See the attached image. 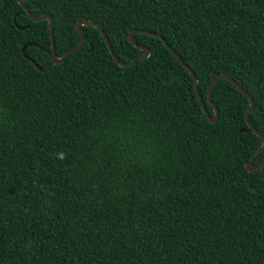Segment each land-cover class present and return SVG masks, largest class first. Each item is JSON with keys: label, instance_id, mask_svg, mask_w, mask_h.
Masks as SVG:
<instances>
[{"label": "trees", "instance_id": "obj_1", "mask_svg": "<svg viewBox=\"0 0 264 264\" xmlns=\"http://www.w3.org/2000/svg\"><path fill=\"white\" fill-rule=\"evenodd\" d=\"M0 0V264H264V0ZM26 47L22 50V46ZM44 68L40 70L33 63ZM63 159H60V154ZM264 150L254 158L257 165Z\"/></svg>", "mask_w": 264, "mask_h": 264}, {"label": "water", "instance_id": "obj_2", "mask_svg": "<svg viewBox=\"0 0 264 264\" xmlns=\"http://www.w3.org/2000/svg\"><path fill=\"white\" fill-rule=\"evenodd\" d=\"M19 4L27 11V13L30 15L31 19L34 20V21H40V20H44V19H47L48 20V25H49V31H50V39H51V50H52V60L54 63H61L63 62V60L67 57V55L71 52H74L75 50H78L80 49L84 44H85V35L83 33V30L81 28L82 25H92V26H95L101 33V35L104 37V40L106 42V45L109 49V52L111 54V56L114 58V60L120 65V66H124V67H128V66H131L133 65L138 59H143V58H146L149 56L150 54V50L147 46L145 45H141L139 43L136 42L135 38H134V33L136 32V30H132L130 31V33L128 34V39L129 41L133 42L139 49L142 50V53L140 55H138L137 57L131 59L130 61H122L119 59V57H117V55L114 53L113 49H112V46H111V42L109 40V37L107 36V34L105 33V31L100 27L98 26L96 23L94 22H91L87 19H82L80 21H78L76 23V29L81 37V40H80V43L70 49H68L67 51H65L63 53V55L61 56H57V53H56V48H55V40H54V34H53V17L47 13H44V14H41L39 16H33L31 15L30 13V10H29V7L24 3L23 0H18ZM150 35H153V36H157L159 37L160 39H162V41L164 42L165 46L169 49V51L172 52V54L183 64V66L189 70L190 74L192 75L193 77V86H194V90H195V93L201 103V108H202V111L204 113V115L207 117V119L209 121H216L218 119V108L216 107V105L213 103V101L211 100V90L214 86V84L219 80V79H227L229 81H231L240 91H242L244 94L247 95L248 99H249V107L245 113V119H246V122L248 124V126L261 138L262 140V144L261 146L255 151V153L251 156V158L246 162L245 164V168L246 170L248 171H256L258 169H260L263 165H264V158L261 160V162L257 165L254 164V158L264 150V135L258 131L253 125L252 123L250 122V119H249V115L250 113L252 112L253 108H254V102L252 100V97L251 95L245 91L241 85H239V83H237L232 77L226 75V74H218L216 75L215 77L212 78V80L210 81L209 83V86H208V90H207V101L208 103L212 106L213 110H214V114L211 115V118L209 117V112H205V109L206 106L204 104V100L202 98V96L200 95L199 91H198V87H197V79L193 73V71L191 70V68L185 64L177 55V53L169 46V44L167 43V41L165 40V38L162 36V35H159L157 33H154V32H148V31H144ZM29 44V43H26L22 46V50L26 47V45ZM35 64V62H33ZM37 66L38 69L40 70H44V68H41L39 67L37 64H35Z\"/></svg>", "mask_w": 264, "mask_h": 264}, {"label": "clouds", "instance_id": "obj_3", "mask_svg": "<svg viewBox=\"0 0 264 264\" xmlns=\"http://www.w3.org/2000/svg\"><path fill=\"white\" fill-rule=\"evenodd\" d=\"M59 158L60 159H63L64 158L62 153L60 154Z\"/></svg>", "mask_w": 264, "mask_h": 264}, {"label": "snow or ice", "instance_id": "obj_4", "mask_svg": "<svg viewBox=\"0 0 264 264\" xmlns=\"http://www.w3.org/2000/svg\"><path fill=\"white\" fill-rule=\"evenodd\" d=\"M207 111H208V110H207V109H205V112H207ZM211 115H212V114H211V113H209V117H210V118H211Z\"/></svg>", "mask_w": 264, "mask_h": 264}]
</instances>
